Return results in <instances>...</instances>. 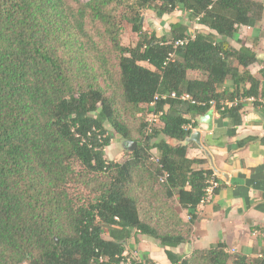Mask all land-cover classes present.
<instances>
[{
  "label": "trees",
  "instance_id": "obj_1",
  "mask_svg": "<svg viewBox=\"0 0 264 264\" xmlns=\"http://www.w3.org/2000/svg\"><path fill=\"white\" fill-rule=\"evenodd\" d=\"M179 9L206 31L192 37L181 21L162 36L145 30L147 12ZM263 18L261 0H0V264H121L135 232L172 264H251L224 243L173 250L190 243L218 182L207 160L187 156L193 120L214 108L235 127L243 104L223 102L264 108L256 53L229 44ZM128 27L134 46L122 43ZM227 82L233 91H219ZM107 124L137 144L122 163L106 158Z\"/></svg>",
  "mask_w": 264,
  "mask_h": 264
},
{
  "label": "crops",
  "instance_id": "obj_2",
  "mask_svg": "<svg viewBox=\"0 0 264 264\" xmlns=\"http://www.w3.org/2000/svg\"><path fill=\"white\" fill-rule=\"evenodd\" d=\"M229 44L236 49L244 46L256 53L259 62L249 69L252 75L262 79L264 18L257 24L252 21L249 26L241 27ZM224 90L233 91L229 82L219 88V91ZM261 101L264 106V98ZM242 104V125L234 127L231 120L221 118L213 108L212 130L201 124L202 116L193 120L199 123L193 133L201 131L202 148L196 143L183 142V146H189V159L207 160L203 166L213 170L221 189L214 192L205 204L199 205L200 217L194 225L190 243L174 249L176 254L191 257L196 250L224 243L232 255L244 257L251 264L264 261V145L261 142L264 108L256 106L252 98ZM247 138L254 140L238 147V142ZM176 210L187 222V213L179 206ZM124 256L128 259L121 264H134V260L139 264H172L166 248L139 232L128 240Z\"/></svg>",
  "mask_w": 264,
  "mask_h": 264
},
{
  "label": "rangeland",
  "instance_id": "obj_3",
  "mask_svg": "<svg viewBox=\"0 0 264 264\" xmlns=\"http://www.w3.org/2000/svg\"><path fill=\"white\" fill-rule=\"evenodd\" d=\"M81 2H88L90 0H80ZM144 27L145 30L149 32H156L158 36H162L164 34H169L170 32V24L181 21L185 22L189 26L188 33L190 36L194 37L199 32H204L206 29H203L202 26L196 24L193 21H190L189 15L182 9L177 10L174 14L170 16H166L164 19H158L154 13L147 12L144 16ZM171 38V37H170ZM138 41V37L136 34H133L128 27L123 34L122 43L125 46H134ZM150 119V115L147 116ZM107 130L110 134L113 135L114 139L110 147L106 149V158L112 162L122 163L128 160L131 155V151L128 149L129 141L123 139L111 125L107 124ZM139 132V121H133V135L137 137ZM152 154H157L156 150H152ZM162 184V182H160Z\"/></svg>",
  "mask_w": 264,
  "mask_h": 264
},
{
  "label": "built area",
  "instance_id": "obj_4",
  "mask_svg": "<svg viewBox=\"0 0 264 264\" xmlns=\"http://www.w3.org/2000/svg\"><path fill=\"white\" fill-rule=\"evenodd\" d=\"M179 44L182 45L184 43L182 41L177 42L176 46L179 45ZM168 96L171 97V98H177L178 97L176 93H172V94H170ZM166 98H167V96H163V99H166ZM180 99L183 100V101H192V98L189 95H183V96L180 97ZM243 101L244 100L241 99V100L223 102L222 104H223L224 108L225 107H233V106H237L239 103H242ZM150 121L151 122H157L158 121V116L155 115V114L152 115ZM193 131H194V129H193ZM166 178H167V174L163 178L162 182H164V180H166ZM217 187H218V182H216L215 180L211 181V185L209 186V188L206 191V197L202 201V204H205L209 200V198L214 194L215 188H217Z\"/></svg>",
  "mask_w": 264,
  "mask_h": 264
},
{
  "label": "water",
  "instance_id": "obj_5",
  "mask_svg": "<svg viewBox=\"0 0 264 264\" xmlns=\"http://www.w3.org/2000/svg\"><path fill=\"white\" fill-rule=\"evenodd\" d=\"M213 116H214V109L212 108L207 114H205L204 116H202L200 118L201 124L207 126V129L210 131L213 128ZM190 143H196L198 144L201 148V131H196L194 132L187 140H186V144H190ZM129 147L128 149L133 152L134 150H136V143H129L128 144ZM214 171L219 173L217 171V169H215L213 167Z\"/></svg>",
  "mask_w": 264,
  "mask_h": 264
}]
</instances>
